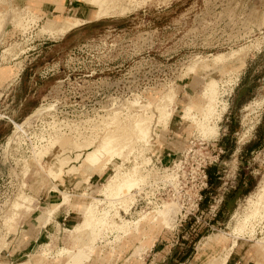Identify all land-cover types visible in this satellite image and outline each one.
Here are the masks:
<instances>
[{"label":"rangeland","instance_id":"obj_1","mask_svg":"<svg viewBox=\"0 0 264 264\" xmlns=\"http://www.w3.org/2000/svg\"><path fill=\"white\" fill-rule=\"evenodd\" d=\"M103 1L114 9L99 18L79 0L84 23L55 35L46 30L53 16L0 0V243L38 264L67 255L84 264H212L223 255L224 264H264V0ZM250 141L259 145L251 153ZM103 142L116 155L88 169L85 154ZM40 163L63 169L52 180ZM210 164L220 180L199 206ZM116 174L133 185L118 188ZM60 190L70 203L54 210L69 201ZM18 195L32 201L11 220ZM89 203L95 217L74 228ZM163 204L170 224L153 218Z\"/></svg>","mask_w":264,"mask_h":264},{"label":"bare ground","instance_id":"obj_2","mask_svg":"<svg viewBox=\"0 0 264 264\" xmlns=\"http://www.w3.org/2000/svg\"><path fill=\"white\" fill-rule=\"evenodd\" d=\"M86 4H89V5H91V6H94V7H96L97 8V10H96V16L97 17H99V18H101V17H104V16H107L108 15V13L109 12H111V8L113 7V6H110V7H108V6H106L105 5V3H104V1L103 0H83ZM113 9H114V7L112 8V11H113ZM110 14V13H109ZM112 14V13H111ZM84 23V21L82 20V19H79V18H75V17H64V18H54V19H52V20H50L49 22H48V24H47V28H46V30H48L49 32H52L53 34H55V35H57V34H65V32H68V31H70V30H72L73 28H75L76 26H78V25H81V24H83ZM58 24V25H57ZM218 57V56H217ZM190 70L191 71H193L194 70V67H190ZM205 93L204 94H207V95H209V96H207L208 98L210 97L211 98V100H212V94H215V92H216V90H215V84H214V82L212 81V82H210V84L206 87V89H205V91H204ZM215 96V95H214ZM209 98V99H210ZM210 100V101H211ZM213 100H214V98H213ZM209 101V100H208ZM212 102V101H211ZM164 103V102H163ZM213 103V102H212ZM210 102H209V110L212 112V110H214L213 108H211L212 107V104H211V107H210ZM161 105H163V104H160V106ZM165 105V104H164ZM192 105H193V103H191V104H188L187 105V110L188 111H190V110H193V107H192ZM215 105V104H214ZM207 106V105H206ZM205 106V107H206ZM162 107H165V106H162ZM155 108H157L156 106H155ZM159 108V107H158ZM161 108V107H160ZM166 108V107H165ZM165 108H162V109H165ZM223 109V108H222ZM206 110H208L207 109V107H206ZM162 112H163V110H161ZM159 112H160V109H159ZM159 112H158V114H159ZM162 112H160L161 114H162ZM165 112V111H164ZM160 114V115H161ZM164 114V113H163ZM212 114V113H211ZM165 115H166V113L164 114V115H161V117L160 118H163V116H164V120H165ZM167 116H170V114L168 115H166V118H167ZM159 117H158V119H159ZM218 118V117H217ZM138 119V118H137ZM168 119V118H167ZM145 120H147V118L146 119H144V118H140L139 119V122H140V124L138 125V121H136L137 122V125L138 126H140L141 125V122H143V124H144V122H145ZM160 120V119H159ZM163 120V121H164ZM206 120V119H205ZM161 121H162V119H161ZM166 121V120H165ZM166 123V122H165ZM145 124H146V122H145ZM144 124V125H145ZM149 124V123H148ZM134 127H135V123H134ZM144 126H140V130L142 131V133H143V135H146V132H148V126H146V127H144ZM150 127V126H149ZM142 128V129H141ZM136 129V128H135ZM138 132H140L139 130H138ZM137 132V133H138ZM142 133H141V135H142ZM139 134V133H138ZM111 137V136H110ZM109 137V138H110ZM140 137H142V136H140ZM145 137V136H144ZM143 137V138H144ZM142 138V139H143ZM146 138V137H145ZM106 139V138H105ZM110 139H112V138H110ZM141 139V140H142ZM107 140V139H106ZM104 141V140H103ZM109 141V144L112 142V141H110L109 139L106 141V142H108ZM114 141V140H113ZM144 143V142H143ZM106 144V143H105ZM101 145V146H100ZM115 145V144H114ZM122 147V146H121ZM115 147H113V146H111V147H108V146H106V145H104V142H103V144H99V146L98 147H94L92 150H90V151H88L86 154H85V156H84V161L86 162V164H87V166H88V169H94V168H96V167H98L99 165H104V163L106 164L108 161V159L109 158H112V157H109V156H112L113 155V153L114 152H112L113 151V149H114ZM120 150V149H119ZM119 150H117V151H119ZM112 152V153H111ZM115 155H116V153H114ZM121 154V153H120ZM120 156V155H119ZM109 157V158H108ZM115 157V156H114ZM118 157V156H117ZM60 159V158H59ZM114 159V158H113ZM111 160V159H110ZM45 161V160H44ZM60 161V160H59ZM112 161V160H111ZM63 163H61L60 164V166L62 165ZM39 166H40V168H41V170L44 172L45 171V173L46 174H48V177L49 178H51L52 180H55V179H57L58 177H59V175H58V173L63 169V167H62V169L60 170V167L57 169V170H52V169H50V168H46L45 166H43L41 163L39 164ZM87 168V167H86ZM103 169V168H102ZM118 169V168H117ZM61 173V172H60ZM53 176H52V175ZM117 176H115V179H114V181L113 182H111V183H116V184H119L118 185V188L119 187H122V188H127L129 185H133V177L131 178V176L132 175H118V174H116ZM136 177V176H135ZM89 178H90V175H88V177L86 178V180L88 181L89 180ZM114 178V177H113ZM85 180V181H86ZM135 181H137V180H135ZM141 181V180H140ZM109 183V182H108ZM112 184V185H113ZM104 185H105V183H104ZM86 187V186H85ZM109 187V186H108ZM113 187V186H112ZM133 187V186H132ZM111 188V187H110ZM52 189H54V190H57V187L54 185L53 186V188ZM131 189V188H130ZM129 190V189H128ZM115 191V190H114ZM104 192V191H103ZM113 192V191H112ZM116 192H118V193H120L119 191H116ZM59 193H60V195H62V196H64V201H67V200H69L70 199V195L67 193V192H65V191H62V190H60L59 191ZM124 193V192H123ZM21 195V194H20ZM20 195H18V198H16L15 200H14V202H12L13 203V206H12V210H13V212H12V214L11 215H9V217H10V219L11 220H13V219H15L16 218V216L18 215V211L20 210V209H22V208H25V207H27V206H29L30 205V202L32 201V198H30V197H28V196H25V195H23L22 197H19ZM106 195V194H105ZM116 196V195H115ZM117 197V196H116ZM115 198V197H114ZM11 203V204H12ZM166 204V203H165ZM165 204H163L164 206L162 207V209H160V210H158L157 211V213H155L156 215H154L153 216V218H155V216L156 217H158V218H162V220H163V222H164V220L166 221V220H169V213H170V211H171V207H168V205H165ZM94 205L95 204H93V203H89L87 206H86V210H85V213H84V218H83V220H82V222H81V224H82V226H84V227H87V226H89L90 225V223H91V220L95 217V213H94ZM11 206V205H10ZM172 206V205H171ZM96 211V210H95ZM8 217V216H7ZM6 217V218H7ZM8 217V218H9ZM166 217H168V219H166ZM162 222V223H163ZM166 222H168L169 224H170V222L169 221H166ZM165 223V222H164ZM166 224V223H165ZM169 224H167V225H169ZM80 225V224H79ZM245 226V225H244ZM246 227V226H245ZM242 229V228H241ZM240 229V230H241ZM244 229V228H243ZM242 229V230H243ZM241 230V231H242ZM239 231V230H238ZM240 232V231H239ZM2 242H4V241H2ZM1 244V243H0ZM4 244V243H3ZM2 246V245H1ZM232 247H233V245H232ZM231 247V248H232ZM224 257H219V258H216V260L214 261V263L212 262V264H224V262L226 261V256L225 255H223ZM228 256V255H227Z\"/></svg>","mask_w":264,"mask_h":264},{"label":"crops","instance_id":"obj_3","mask_svg":"<svg viewBox=\"0 0 264 264\" xmlns=\"http://www.w3.org/2000/svg\"><path fill=\"white\" fill-rule=\"evenodd\" d=\"M11 2L14 4V6L17 7L30 5L31 8L35 9V11L41 12L43 14H49L54 18H60L62 17L61 14L71 12V15H68L66 17H75L84 20L83 14L85 9L83 7V4H81L79 0H11ZM69 203L70 200L67 202H58L55 205L54 210H56L62 205H66ZM82 220H83V216H82ZM81 222L82 221H80L77 225H75L74 228H76L79 224H81ZM74 228H72L71 230H74ZM1 245H0V264H38L36 263L37 256L30 257L31 254L30 252L25 253L22 252L21 250H17L16 249L17 247L15 245L10 244V246L7 249L6 248L4 249V247L7 246V241L5 239L4 242L1 243ZM65 251H69V249H62L60 252H58V255H63ZM68 258L69 257L67 255V260L64 261L63 264H84L83 261H85V260H79V258L77 260H72V259L69 260ZM23 259H26V261L28 262L27 263L26 261L22 262Z\"/></svg>","mask_w":264,"mask_h":264},{"label":"trees","instance_id":"obj_4","mask_svg":"<svg viewBox=\"0 0 264 264\" xmlns=\"http://www.w3.org/2000/svg\"><path fill=\"white\" fill-rule=\"evenodd\" d=\"M257 144H258V141H250V142H248V144L246 145L247 151H249V153H251V152L257 150L259 148V145H257ZM204 171H205V174H206V177H207L206 178V187L203 188L200 191L201 200L199 201V206L204 205V203H206V205H208L209 199H211V195L207 191L208 187L212 186L214 183H218V181L220 180V174H219L220 172H219L218 166L216 164H212V165L210 164V165L206 166L204 168ZM248 180H253V177L252 176H248L247 182H248ZM243 184H246L245 181H244V176L240 175L239 179H238L237 186L243 185ZM237 186L233 190H230L229 193L226 194L224 196V198L222 199V201H221V203H220V205H219L214 217L211 219V221H215V222H213V224L217 223L216 219L221 216V213L223 212V210L225 209V207L227 206V204H228V202L230 200V196L235 193V190H236ZM188 217L190 218L191 216H188ZM206 231L207 230H205V232ZM201 236H204V232L202 234H196V236L194 237V240L188 246L189 247L188 251L185 252L184 254H182L181 256L179 255L178 259L183 260L187 254H190L192 252L194 243Z\"/></svg>","mask_w":264,"mask_h":264},{"label":"built area","instance_id":"obj_5","mask_svg":"<svg viewBox=\"0 0 264 264\" xmlns=\"http://www.w3.org/2000/svg\"><path fill=\"white\" fill-rule=\"evenodd\" d=\"M203 176H204V178H206L205 174ZM205 185H206V182H205ZM198 199H199V201L201 200V194H199Z\"/></svg>","mask_w":264,"mask_h":264}]
</instances>
